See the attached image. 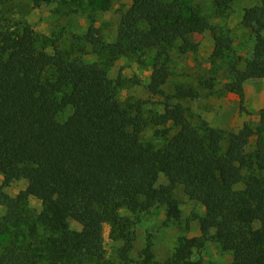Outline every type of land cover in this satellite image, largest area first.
<instances>
[{
	"label": "trees",
	"instance_id": "16d2710c",
	"mask_svg": "<svg viewBox=\"0 0 264 264\" xmlns=\"http://www.w3.org/2000/svg\"><path fill=\"white\" fill-rule=\"evenodd\" d=\"M31 1L35 7L54 2ZM127 1L116 41L107 43L90 27L85 41L96 59L87 60L60 50V38L12 22L9 0H0V204L8 209L0 219V264H102L106 225L109 237L123 242V264H204L194 255L208 238L232 254L230 264H264V110L252 144L248 136L193 124L181 104L167 103L148 120L141 105L119 100L122 82L110 76L120 58L160 51L148 85L160 95L170 77L169 50L198 52L210 31L214 62L230 59L237 83L264 80V0L244 12L253 46L237 61L232 37L187 12L188 0ZM235 1L212 0L220 17ZM104 2L107 9L112 0ZM197 97L194 88L180 85L172 98ZM151 124L166 139L161 147L143 139ZM162 178L167 184L160 185ZM16 180L29 186L12 198L3 189ZM178 188L204 207L201 237H181L165 262L155 260L151 246L134 262L136 238L124 212L163 206L167 221H179ZM30 190L40 194L38 215L27 207ZM71 220L79 231L69 227Z\"/></svg>",
	"mask_w": 264,
	"mask_h": 264
},
{
	"label": "rangeland",
	"instance_id": "374dc122",
	"mask_svg": "<svg viewBox=\"0 0 264 264\" xmlns=\"http://www.w3.org/2000/svg\"><path fill=\"white\" fill-rule=\"evenodd\" d=\"M104 4V0H54L51 4L35 7L31 0H9L7 10L12 22L27 24L40 36L60 38V50L95 60L93 48L85 41L88 30L93 26L107 43L116 41L121 15L131 3L127 0H112L107 9ZM260 4V0H236L225 17L217 14L212 0H188L185 7L187 12H198L209 20L210 25L232 37L234 51L231 58L237 61L239 57L248 58L253 46L251 31L242 25L244 12ZM214 47L215 41L208 31L202 38L198 52L184 53L178 46L170 49V77L162 87V94L156 96L149 92L148 85L160 51H152L141 57L120 58L110 70L111 78L122 82L119 100L124 104L141 105L143 115L148 120L163 113L167 103L171 106L181 104L193 124L203 121L212 128L248 136L254 144V133L264 110V80L237 83L230 72V59L214 62ZM239 68H244L243 62H240ZM180 85L194 88L198 97L193 100L172 98ZM71 113L68 109L60 116V120H65ZM160 129L151 124L144 131L143 139L157 147L163 146L166 139L158 134ZM201 164L206 165L208 161H202ZM2 184L3 178L0 177V187ZM165 184L167 180L162 178L160 185ZM28 186L27 181L16 180L3 192L15 198L28 190ZM176 197L181 209L179 221H167L163 206L138 215L124 212L131 220V228L135 233L134 249L130 256L134 262L140 259L148 246L152 247L156 261L165 262L174 253L181 237H201L199 219L205 214L204 207L190 200L182 188L176 190ZM27 207L32 215L41 213L42 201L37 191H29ZM7 213V206L0 204V219ZM69 227L72 230L81 229L73 220L69 222ZM110 229L109 225L104 228L105 260L102 264H123L120 253L123 242L111 239ZM194 259L202 260L204 264H230L232 254L208 238L195 251Z\"/></svg>",
	"mask_w": 264,
	"mask_h": 264
}]
</instances>
